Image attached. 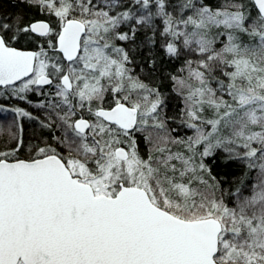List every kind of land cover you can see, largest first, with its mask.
<instances>
[{"label":"snow or ice","instance_id":"obj_1","mask_svg":"<svg viewBox=\"0 0 264 264\" xmlns=\"http://www.w3.org/2000/svg\"><path fill=\"white\" fill-rule=\"evenodd\" d=\"M0 264H264V0H0Z\"/></svg>","mask_w":264,"mask_h":264},{"label":"trees","instance_id":"obj_2","mask_svg":"<svg viewBox=\"0 0 264 264\" xmlns=\"http://www.w3.org/2000/svg\"><path fill=\"white\" fill-rule=\"evenodd\" d=\"M3 9L4 11L8 12L9 14L15 12L16 10L14 8L11 7V5L7 2L4 3L3 5ZM5 103H11L10 101H5ZM28 123L29 122H25V135L27 136L30 132H31V129L28 127Z\"/></svg>","mask_w":264,"mask_h":264}]
</instances>
